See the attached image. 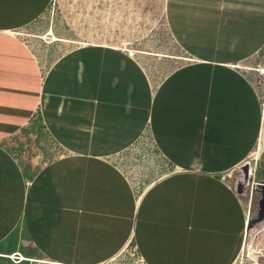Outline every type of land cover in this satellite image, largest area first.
Masks as SVG:
<instances>
[{"label": "crops", "instance_id": "0c3cea01", "mask_svg": "<svg viewBox=\"0 0 264 264\" xmlns=\"http://www.w3.org/2000/svg\"><path fill=\"white\" fill-rule=\"evenodd\" d=\"M52 1L0 0V255L235 264L248 197L233 170L256 151L264 183V104L234 66L264 46V0H166L187 61L160 79L99 37L44 63L22 36ZM25 132L59 155L24 162Z\"/></svg>", "mask_w": 264, "mask_h": 264}, {"label": "rangeland", "instance_id": "374dc122", "mask_svg": "<svg viewBox=\"0 0 264 264\" xmlns=\"http://www.w3.org/2000/svg\"><path fill=\"white\" fill-rule=\"evenodd\" d=\"M165 5L166 0H53L42 17L24 28L25 33L22 38L25 43H29L32 47L39 46L42 52L48 54L44 63L49 62L61 51L87 42L89 37L90 39L99 37L101 40L115 43L125 42L126 47L133 51L135 60L142 67L151 68L154 77L160 79L174 66L183 62L186 57L169 32L165 18ZM115 11L118 14L117 20H114V16H108ZM114 21L117 22L114 23ZM49 29H52L59 39L67 38L65 40L73 44L56 41L48 43L49 39H41ZM84 39L86 41H83ZM127 53L131 54L129 51ZM241 64L252 68L264 66V46L256 55ZM246 72L256 82L263 96L264 76L254 71ZM14 143L16 144L14 149L22 160L24 158V162L39 158V162L43 163V160L52 159L60 153L54 144L49 146L46 143H36L27 132L19 139L16 138ZM233 175L238 176V172H234ZM256 220L252 222V226H255L253 229L259 232L260 239L264 241V232H262L264 220L260 222ZM259 223L262 224L259 226ZM261 235H263L262 238ZM250 238L251 236H247L235 264L252 263L247 260L246 252H243L244 246L250 243ZM0 257L7 258L8 264H50L39 254L25 256L21 252H16L0 255ZM2 262L6 261L2 259ZM102 264L139 263L135 248H126L120 256Z\"/></svg>", "mask_w": 264, "mask_h": 264}, {"label": "built area", "instance_id": "2783aa9c", "mask_svg": "<svg viewBox=\"0 0 264 264\" xmlns=\"http://www.w3.org/2000/svg\"><path fill=\"white\" fill-rule=\"evenodd\" d=\"M263 97L264 96H261V99H263ZM251 164H252L251 160H245L242 164H240L238 167H236L233 170L234 172H237L238 169L240 167H242L243 165H246L248 167L247 176L249 179V184H248V189H247V194H246V196L248 197V203H247L246 213L244 216L245 217V225H246L245 232H244V244H245L247 236L250 237L252 234V231H253L252 227H255V226H251L252 222L258 218L259 201L261 198V191L258 188H259V186H264V183L256 182L253 180L255 177V174H256V167L255 166L252 167ZM262 223H259L258 225L260 226V224H262ZM263 225H264V223H263ZM248 226H251V227L248 228ZM262 232H264V231H262ZM258 244L260 247L257 246V250H256L255 254H256L257 258L261 259L263 264H264V259H263L264 258V241H263V239H261V242Z\"/></svg>", "mask_w": 264, "mask_h": 264}, {"label": "bare ground", "instance_id": "6f19581e", "mask_svg": "<svg viewBox=\"0 0 264 264\" xmlns=\"http://www.w3.org/2000/svg\"><path fill=\"white\" fill-rule=\"evenodd\" d=\"M41 39H45V40L49 39L50 42H48V43H52V42H55V41L56 42H62V43H69V41H66L65 39H59L58 37H56L54 35V32H53L52 29H49L47 31V33L44 36L41 37ZM121 49H124V48H121ZM125 49H127L131 54H133V51L132 50H129L128 48H125ZM184 60L187 61V59H184ZM234 67L240 68L241 70L254 71V72H257L260 75H263L264 76V66H262V65H259V66L255 67V68H252V67H249V66L246 67L244 64H238V65H235ZM263 104H264V97H263ZM259 155L260 154H258L256 151L255 152L253 151L252 154L249 156V160L258 159ZM239 196H242V195H239ZM251 226H248V228L251 227ZM253 228L254 227H252V230L253 231H252L251 238H250L251 241H250V243H248V245H245L244 246L243 252L244 251L246 252L247 260H249L250 262H252L251 264H253V263L254 264H263L262 260L259 259V258H257L256 254H255L256 253V250H257V246L260 247L258 243L261 242L260 241L261 239H260V237L258 235L259 232L258 231H254ZM262 237H263V235H261V238ZM50 264H53V263H50Z\"/></svg>", "mask_w": 264, "mask_h": 264}, {"label": "water", "instance_id": "95a60500", "mask_svg": "<svg viewBox=\"0 0 264 264\" xmlns=\"http://www.w3.org/2000/svg\"><path fill=\"white\" fill-rule=\"evenodd\" d=\"M238 176H236L235 180V193L237 195L246 196L249 179L247 176L248 173V167L246 165H243L238 169ZM261 191V198L259 201V212H258V220L257 222L262 221L264 219V186H259L258 188Z\"/></svg>", "mask_w": 264, "mask_h": 264}]
</instances>
